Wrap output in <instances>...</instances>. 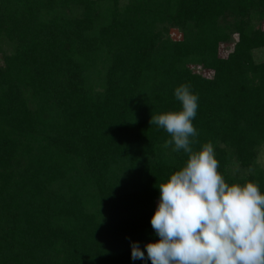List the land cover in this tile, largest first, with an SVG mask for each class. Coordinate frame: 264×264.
<instances>
[{
    "label": "trees",
    "instance_id": "trees-1",
    "mask_svg": "<svg viewBox=\"0 0 264 264\" xmlns=\"http://www.w3.org/2000/svg\"><path fill=\"white\" fill-rule=\"evenodd\" d=\"M259 52L264 0H0V264H150L130 242L159 239L158 186L188 154L149 121L181 84L193 150L264 193Z\"/></svg>",
    "mask_w": 264,
    "mask_h": 264
},
{
    "label": "clouds",
    "instance_id": "clouds-1",
    "mask_svg": "<svg viewBox=\"0 0 264 264\" xmlns=\"http://www.w3.org/2000/svg\"><path fill=\"white\" fill-rule=\"evenodd\" d=\"M173 94L180 109L151 116L149 123L171 136L165 146L182 149L188 158L158 186L150 225L159 239L143 251L131 241L130 258L150 264H264V193L254 182L229 185L217 171L210 141L193 150L198 96L187 84Z\"/></svg>",
    "mask_w": 264,
    "mask_h": 264
},
{
    "label": "rangeland",
    "instance_id": "rangeland-1",
    "mask_svg": "<svg viewBox=\"0 0 264 264\" xmlns=\"http://www.w3.org/2000/svg\"><path fill=\"white\" fill-rule=\"evenodd\" d=\"M169 35L173 39H180L181 38V34L176 29H170ZM232 47H233V43L221 45L220 50H219V55L222 58H226L228 53L232 50ZM257 56H258L257 58L259 60L260 59L261 60L264 59L262 52H259ZM204 74L209 75L208 73H204ZM257 165H258L259 168L264 169V146L260 150V153H259V156H258V159H257ZM229 171H230L231 174H235V175L241 173L239 167H237L236 165L230 166L229 167Z\"/></svg>",
    "mask_w": 264,
    "mask_h": 264
}]
</instances>
